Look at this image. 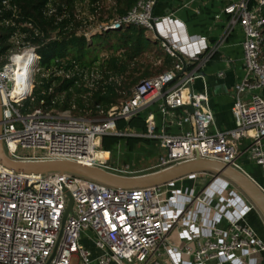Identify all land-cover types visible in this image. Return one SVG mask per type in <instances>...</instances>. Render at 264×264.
Returning a JSON list of instances; mask_svg holds the SVG:
<instances>
[{"label":"built area","instance_id":"obj_1","mask_svg":"<svg viewBox=\"0 0 264 264\" xmlns=\"http://www.w3.org/2000/svg\"><path fill=\"white\" fill-rule=\"evenodd\" d=\"M155 2L139 0L99 30L137 24L151 31ZM223 12L229 15L224 35L213 45L200 37L202 49L185 57L187 69L181 75L178 58L172 69L140 80L132 96L111 105L102 118L48 108L46 98L22 113V101L36 89L41 56L28 42L12 37L8 53H0V142L7 155L17 160H73L132 175L136 171L128 165L110 164L112 152L102 147V139L133 136L159 140L166 153L156 160V169L199 154L238 168V159L246 156L264 173V0H235ZM159 20L156 17L157 25ZM237 25L245 36V75L234 89L235 126L213 130L210 97L206 90L196 91L193 83L201 77L200 65ZM56 73L70 77L74 70L60 68ZM78 74L94 83L101 77L95 68L79 69ZM163 95L161 112L184 108L181 119L173 121L192 123V128L167 132L154 112L146 115V132L118 128L119 120L129 121ZM198 175L208 173L188 176ZM209 175L212 179L200 191L175 188V181L122 188L67 173L17 172L0 160V264H261L264 237L247 222L253 204L223 177ZM84 239L94 243L96 252Z\"/></svg>","mask_w":264,"mask_h":264},{"label":"trees","instance_id":"obj_2","mask_svg":"<svg viewBox=\"0 0 264 264\" xmlns=\"http://www.w3.org/2000/svg\"><path fill=\"white\" fill-rule=\"evenodd\" d=\"M138 1L117 0L116 6L106 11L102 8V0H89L88 10L98 24L102 20H108L109 23L127 14ZM77 2L78 0H0V53H8L13 46L12 37L23 35L20 39L34 46L40 54V68L51 70L49 77H45L34 91L40 99L46 98L48 108L70 110L79 117H88L98 112L105 116L111 105L132 96L133 89L140 80L151 77V64L139 62L143 52L150 51L151 41L145 35L147 28L137 24H129L118 30L92 31L89 39L83 31L78 32L85 17L76 19ZM104 14L106 17H103ZM73 22L78 28H72ZM159 43L164 65L166 64L164 68H159V72H163L177 58ZM97 49L110 51V54L101 59L99 53L94 51ZM195 65L191 64L188 68L192 69ZM139 67H143L146 73L137 75ZM60 68L73 69L74 75H58L55 70ZM92 68L97 69L101 77L95 80L94 87H89L78 71ZM145 118V113L141 111L129 121L119 120L118 128L124 130L129 127L138 132H146ZM150 140L145 137L108 135L103 137L102 147L112 151L126 145L134 150L138 144L149 143Z\"/></svg>","mask_w":264,"mask_h":264},{"label":"crops","instance_id":"obj_3","mask_svg":"<svg viewBox=\"0 0 264 264\" xmlns=\"http://www.w3.org/2000/svg\"><path fill=\"white\" fill-rule=\"evenodd\" d=\"M233 1L235 0H157L154 12L156 17L160 18V22L157 25L158 31L168 39L178 51L188 58L202 49L204 42L200 37H206L208 43L213 45L224 35L228 25L229 15L223 12V10ZM116 4L117 0H106L104 8L108 11L110 8L116 6ZM107 21L108 20H102L97 26ZM145 35L151 41L150 51L143 52L142 57L139 58V62L150 63L152 66L151 77H154L162 73L159 72V68H164L166 65H164L163 53L159 42H161V46L165 45L156 38L153 30L146 31ZM244 38L243 29L238 25L235 26L220 48L213 53L212 57L206 63L200 65L197 71L198 74H201V77L195 79L193 88L196 91L206 90L210 97V105L215 115L213 130H227L235 126L232 106L234 102L235 85L240 82L245 75ZM175 57L178 59L177 56ZM176 62L177 61L173 62V65L164 71L172 69ZM143 72H145V69L141 67L136 74L142 75L144 74ZM156 103H159L157 110H151L152 105ZM163 103L164 101L161 97L143 110H147V114L149 112H154L159 127L165 126L164 128L167 132L177 133L192 128V123L180 125L173 121L181 119L185 114L184 108L171 110L169 114L164 115L160 110ZM122 147L129 150L130 153L136 150V148L130 150L126 145ZM238 164L241 170L249 174L261 187H263L264 177L262 176L263 171L261 168L246 156L240 157L238 159ZM253 164L257 167L253 168ZM260 176L262 177L261 180ZM211 179L212 177L209 174L205 176L198 175L196 177L186 176L175 181L174 187L182 189L183 191H190L192 189L200 191ZM221 181L223 184V180ZM230 186L235 188L232 184ZM247 222L264 237V221L256 209L249 214ZM84 241H86L89 246L94 245V243L88 239H84ZM93 252H96V248ZM261 264H264V261Z\"/></svg>","mask_w":264,"mask_h":264},{"label":"water","instance_id":"obj_4","mask_svg":"<svg viewBox=\"0 0 264 264\" xmlns=\"http://www.w3.org/2000/svg\"><path fill=\"white\" fill-rule=\"evenodd\" d=\"M156 4L157 0L151 11L150 23L152 30L155 33L156 38L162 41L164 45L167 46L170 51L182 62L183 70L179 73V75H181L187 69V60L181 52L175 49L168 39L159 33L156 15L154 12ZM162 98L166 104L165 95H163ZM185 108L189 109L191 113L194 112V107L192 105H186ZM0 160L9 169L17 172L44 175L67 173L83 176L108 186L122 188L157 186L180 180L195 173L213 174L215 176L223 177L229 181L246 199L253 204L254 208L258 211L264 221V191L260 184L238 167L223 163L216 159L203 157L199 154L193 158L138 175H124L112 172L99 166L85 165L73 160H17L7 155L2 142H0ZM71 205L72 198L70 196L68 211L71 209Z\"/></svg>","mask_w":264,"mask_h":264},{"label":"rangeland","instance_id":"obj_5","mask_svg":"<svg viewBox=\"0 0 264 264\" xmlns=\"http://www.w3.org/2000/svg\"><path fill=\"white\" fill-rule=\"evenodd\" d=\"M88 1L89 0H78L77 11H76V14L78 16H76V19L78 20L81 17H85L84 19H82V22H81L82 25L79 27L78 32L81 33L83 31V33L88 35L90 39V36L92 35L91 34L92 31L96 32L100 29V27L97 26L98 25L97 19L88 10V7H89ZM105 2L106 0H102L101 2L102 8L105 7L104 6ZM105 16L106 14L103 15V17ZM72 28L75 29V28H78V26L76 27L73 22ZM20 37L22 38L23 35L19 36L18 34L17 38L20 39ZM94 51H96V53H99L101 59L106 58L110 54V51H106L104 49H100V50L97 49ZM30 66H31V63H28V67ZM57 71L58 69L55 70V72ZM50 72L51 70L46 71V70L40 69V71L37 73L35 77L36 87L37 85H40L42 83L45 77L47 78L49 77ZM83 80L85 81L87 86L94 87V81L88 80V79L87 80L83 79ZM22 104L24 105L21 108L22 113H27V112L32 111L36 107L40 106V98L38 97V94L34 92V94L31 97L24 99L22 101ZM158 106H159V103L153 104L151 110H157ZM143 112L145 113V115H147V110L145 111L143 110ZM103 116H104L103 113L98 112L86 118H102ZM124 129H126L127 131H132V129L129 127H126ZM159 143L160 142L158 139H151L149 143L142 142L138 144V146L136 147V150L132 153H130L129 150L124 149L122 146H119L116 149L112 150L110 164L118 165V166L128 165L129 167H131V170L136 171L135 173H132V175H137L143 172L153 171L157 168V167H153V165L157 162L156 160H158V157L166 153V151L161 148ZM243 144H244V141H241V145ZM252 167L256 168L257 166L253 164ZM262 176L264 177V173H262ZM261 179L262 177L260 176V180ZM83 242L88 248L95 251V248H94L95 245L89 246L86 241H83Z\"/></svg>","mask_w":264,"mask_h":264},{"label":"bare ground","instance_id":"obj_6","mask_svg":"<svg viewBox=\"0 0 264 264\" xmlns=\"http://www.w3.org/2000/svg\"><path fill=\"white\" fill-rule=\"evenodd\" d=\"M219 184V182H217Z\"/></svg>","mask_w":264,"mask_h":264}]
</instances>
